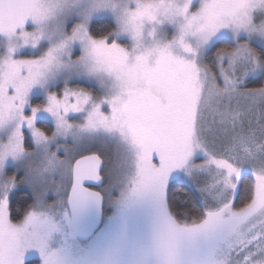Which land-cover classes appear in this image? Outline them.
I'll use <instances>...</instances> for the list:
<instances>
[{
	"label": "snow or ice",
	"instance_id": "1",
	"mask_svg": "<svg viewBox=\"0 0 264 264\" xmlns=\"http://www.w3.org/2000/svg\"><path fill=\"white\" fill-rule=\"evenodd\" d=\"M0 264H264V0H0Z\"/></svg>",
	"mask_w": 264,
	"mask_h": 264
}]
</instances>
